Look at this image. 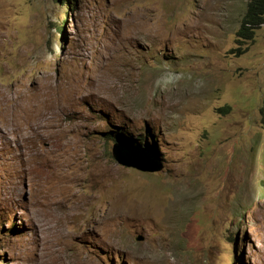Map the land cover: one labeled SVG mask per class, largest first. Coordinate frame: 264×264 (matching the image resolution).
I'll list each match as a JSON object with an SVG mask.
<instances>
[{
  "label": "rangeland",
  "instance_id": "obj_1",
  "mask_svg": "<svg viewBox=\"0 0 264 264\" xmlns=\"http://www.w3.org/2000/svg\"><path fill=\"white\" fill-rule=\"evenodd\" d=\"M62 1L0 0V264H264V22L239 43L247 0Z\"/></svg>",
  "mask_w": 264,
  "mask_h": 264
},
{
  "label": "trees",
  "instance_id": "obj_2",
  "mask_svg": "<svg viewBox=\"0 0 264 264\" xmlns=\"http://www.w3.org/2000/svg\"><path fill=\"white\" fill-rule=\"evenodd\" d=\"M64 1V0H63ZM62 1V2H63ZM65 5L69 4V0L64 1ZM68 7V6H67ZM264 22V0H247L246 2V7L245 11L240 19V24L239 28L236 31V34L238 38L236 39L237 41L242 42L246 41L248 39H251L253 37V34L255 30ZM65 22L63 21L62 24H55L54 27L55 29H58V32L60 35L64 33V24ZM237 52H240V49H237ZM228 109V106L225 108V110ZM261 113H262V118H261V123L262 127L264 129V104L263 107H261ZM120 136V137H118ZM129 136L126 135H117L115 136V139L119 141V139L124 138L128 139V141H137L141 144L147 143V140L145 138H137L134 139L133 137L128 138ZM253 159V155L249 158V163H248V168L250 169L252 166L255 164ZM263 184V183H261ZM264 186V184H263ZM234 236V235H232Z\"/></svg>",
  "mask_w": 264,
  "mask_h": 264
},
{
  "label": "water",
  "instance_id": "obj_3",
  "mask_svg": "<svg viewBox=\"0 0 264 264\" xmlns=\"http://www.w3.org/2000/svg\"><path fill=\"white\" fill-rule=\"evenodd\" d=\"M126 143L127 142L120 143L118 141H115L112 144L111 154L117 163L128 166V167H136L143 171H149V172H156V171L162 170L163 164L159 160H157V162L153 165H148L145 161L143 163H133L129 161L125 156L126 149H124L123 147V145ZM130 144L133 145V143H130ZM133 147H134L135 153L132 152V154L136 158H138V160L143 161L149 157L147 156V154L150 155V152L147 150L148 147H141L139 143H135ZM137 239L139 240L141 239V237H137Z\"/></svg>",
  "mask_w": 264,
  "mask_h": 264
},
{
  "label": "clouds",
  "instance_id": "obj_4",
  "mask_svg": "<svg viewBox=\"0 0 264 264\" xmlns=\"http://www.w3.org/2000/svg\"><path fill=\"white\" fill-rule=\"evenodd\" d=\"M184 78H185V74L182 72L167 71L155 78V80L153 81V87L164 90L169 86H175L177 82H179L181 79ZM187 78L191 79V76L189 75ZM203 83H204L203 80L197 79L196 81H194L193 86L196 90H199V88L203 86Z\"/></svg>",
  "mask_w": 264,
  "mask_h": 264
},
{
  "label": "bare ground",
  "instance_id": "obj_5",
  "mask_svg": "<svg viewBox=\"0 0 264 264\" xmlns=\"http://www.w3.org/2000/svg\"><path fill=\"white\" fill-rule=\"evenodd\" d=\"M123 142H125V141H123Z\"/></svg>",
  "mask_w": 264,
  "mask_h": 264
}]
</instances>
